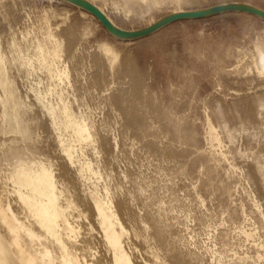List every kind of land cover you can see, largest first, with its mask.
Masks as SVG:
<instances>
[{
	"label": "bare ground",
	"instance_id": "bare-ground-1",
	"mask_svg": "<svg viewBox=\"0 0 264 264\" xmlns=\"http://www.w3.org/2000/svg\"><path fill=\"white\" fill-rule=\"evenodd\" d=\"M248 7L264 18V9ZM93 9L104 17L100 9ZM107 24L121 37L123 33ZM22 41L24 48L11 49L9 55L0 40V176L12 184L0 190V264H95L102 249L110 255L111 264H152L151 257L158 264H264V203L256 193L264 191V147L252 150L251 142L255 135L264 136V49L257 48L251 65L262 78L263 89L239 115V127L230 128L228 119L214 120L207 114L211 145L207 153L199 150L193 132H185L168 112L161 113L170 138L162 157L176 163L177 172L189 179L206 209L195 216L208 238L199 244L190 218L185 222L177 215L172 216L173 222L165 219L163 200L154 207L144 202L143 210L134 213L121 211L132 189L101 158L111 128L101 115L103 101L87 97L86 67L78 66L76 59L79 45L71 49L67 60L63 40L51 31L44 38H30L27 30L22 31ZM98 47L113 66L116 52L106 43ZM9 61L23 69L27 91L22 92L9 73ZM77 82L83 93L71 97L68 89H75ZM43 119L67 169L78 177V195L88 205L85 214L92 217L89 225L101 245H92L80 223L72 220L76 202L71 193L66 194L68 186L56 162L40 146ZM236 129L247 131L246 146L240 150L248 157L246 167L234 158L231 144ZM139 131L146 133L144 128ZM111 143L118 147L116 136ZM242 181L250 187L249 207L236 196ZM207 202H215L216 210ZM175 222L183 225L186 234L173 232ZM143 244L149 246V254H143Z\"/></svg>",
	"mask_w": 264,
	"mask_h": 264
},
{
	"label": "rangeland",
	"instance_id": "rangeland-1",
	"mask_svg": "<svg viewBox=\"0 0 264 264\" xmlns=\"http://www.w3.org/2000/svg\"><path fill=\"white\" fill-rule=\"evenodd\" d=\"M249 4L264 9V0H0V40L10 55L11 49L24 48L22 31L27 30L30 38H44L51 31L63 40L67 60L71 49L79 45L76 59L78 66L86 67L87 97L93 102L103 101L101 115L111 128L101 158L132 189L121 211L134 213L143 210L144 202L154 207L163 200L165 219L173 222L176 218L172 216L177 215L185 222L190 218L191 232L199 244H204L208 238L195 216L206 209L189 179L177 172L176 163L162 157L170 138L161 113L168 112L185 132H193L199 150L205 153L211 149L207 114L214 120L228 119L230 128L239 127V115L263 89L262 78L251 65L257 48L264 49V18ZM93 8L100 9L104 17ZM107 22L123 33L121 37ZM102 43L117 54L113 66L98 47ZM8 68L21 91H27L21 66L9 61ZM76 84L75 89H68L71 97L83 93L80 82ZM42 124V151L56 162V170L68 186L66 194H72L78 207L72 209V220L80 223L82 234L92 245H101L96 230L89 225L92 217L85 214L88 205L78 195V177L67 169L45 119ZM140 128L146 130L144 135ZM220 133L225 138L222 128ZM246 134L236 129L231 144L236 162L245 167L248 157L240 150L246 146ZM2 136L0 133V141ZM114 136L117 148L111 143ZM251 142L252 150L264 147V136L255 135ZM224 143L229 141L224 139ZM11 185L0 176V190ZM246 186L242 181L236 196L249 207L251 191ZM256 193L264 203V191ZM207 205L213 211L217 208L215 202ZM17 209L23 215L22 209ZM172 230L186 234L183 225L176 222ZM149 251L143 244V254ZM99 257L95 264H111L110 255L103 249ZM151 263L158 264L152 257Z\"/></svg>",
	"mask_w": 264,
	"mask_h": 264
}]
</instances>
